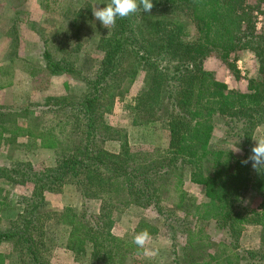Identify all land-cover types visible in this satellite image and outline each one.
Instances as JSON below:
<instances>
[{
    "label": "trees",
    "instance_id": "obj_1",
    "mask_svg": "<svg viewBox=\"0 0 264 264\" xmlns=\"http://www.w3.org/2000/svg\"><path fill=\"white\" fill-rule=\"evenodd\" d=\"M254 2L153 0L150 13L118 17L102 31L98 50L103 56L92 58L94 66L85 76L70 59V47L80 50L92 31V5L75 10L70 25L53 39L56 52L45 43L41 57L46 75L75 74L78 89L50 99L46 120L28 107H0V147L24 138L38 150L56 153L55 166L45 172L29 165L0 167L1 178L33 185L28 196L0 194V214L10 222L0 229V246H11L21 263L54 264L51 258L67 228L69 257L126 264L141 250L112 234V213L138 207L155 211L168 230L169 264H264V172L241 164L264 125V33L257 30L264 0ZM241 51H251L259 63L260 77L248 79V93L229 89L204 68L214 53L240 78L232 56ZM141 73L147 74L146 86L126 109L134 126L151 138L161 131L164 144L153 152L133 151L127 135L107 121L116 100L130 94ZM219 123L222 135L214 138ZM71 135L77 142L63 146ZM112 140L120 142L118 154L104 147ZM187 174L204 187L209 201L195 213L185 208ZM65 185L76 186L86 201H101L102 213L87 206L81 213L49 208L46 195ZM172 192L178 201L169 212L164 203ZM254 227L261 229L260 246L246 249L242 236ZM214 228L221 239L209 231ZM144 229L152 235L162 228L142 219L135 234Z\"/></svg>",
    "mask_w": 264,
    "mask_h": 264
},
{
    "label": "rangeland",
    "instance_id": "obj_2",
    "mask_svg": "<svg viewBox=\"0 0 264 264\" xmlns=\"http://www.w3.org/2000/svg\"><path fill=\"white\" fill-rule=\"evenodd\" d=\"M250 2L255 4L254 0H250ZM107 3L109 2H104L103 0H0V107L10 109L11 111H19L21 108L28 107L35 115L39 117L43 116L44 120H46L49 112H47V107L44 106L50 99L67 96L70 92L77 90V75L75 74H63L54 77H51L49 74L46 75L45 62L41 57L45 48L44 44L46 43L53 52H56L53 48L55 46L53 39L61 35V30L70 25L72 19H74L73 12L75 10L84 11L85 7L89 4L92 7L96 4V7L102 8ZM263 7L264 5L262 6V10ZM93 20L92 31L85 35L86 37L83 36L85 37L82 42L83 47L77 51L74 47H70V49L74 50L73 52L68 50L72 54V58L70 59L75 62L77 71L84 76L89 75L91 68L94 66V59L92 58L94 57L96 60H99L103 56V53L98 50V44L102 31L109 30L94 16ZM257 30L259 33H264V10L263 14L258 15ZM238 53L248 54L247 58L244 59L247 69L243 67L242 72L244 76L240 73V78L234 70L228 68L214 53L213 55H209L205 60L204 68L213 73L216 80L228 82L227 86L229 89L239 92L243 90L245 93H248V82L243 83L246 89L244 87L236 88L235 86L238 85L236 83L234 85V79L240 80L243 77L246 80L249 79L250 54L253 56V60L257 62L258 74L259 63L251 51H241ZM238 53L232 56V60L235 59ZM214 58L220 61L222 69L220 76L215 75L213 71L207 68V65L210 67V64L215 62ZM243 58L245 56H242L241 59ZM78 65L82 66L84 70L78 69ZM236 66L238 68L237 63ZM238 71L240 70L238 69ZM146 83L147 74L141 73L132 86L130 94L124 99H117L112 113L107 115L108 124L115 130H122L127 135L130 146L135 152H153L155 148L161 147L164 144V139L159 129L151 138L146 129L134 126L132 117L126 109V106L145 88ZM8 84L10 86H7ZM222 131V125L220 123L217 124L214 138H219L222 135ZM261 136H264V125L258 127L255 133V138ZM70 142L74 144L77 142L75 135L63 139L62 145L66 146ZM104 147L112 154L120 152V142L116 140L106 142ZM55 163V151L38 150L24 138L7 147H0V167L2 168H14L16 166H24L23 168H26L29 165L35 171L45 172L53 168ZM17 182L14 184L0 177V194L3 196L9 195L11 199L31 194L33 190L32 184H24L21 180ZM183 191L186 196L185 208L187 211H191V213L204 208L209 202L205 196L204 187L193 184L188 174L185 177ZM170 196L169 201L164 203V208L172 212L176 208L178 196L177 193L173 194V192ZM46 199L47 206L53 210H63L67 207H72L78 213H81L84 210V206H87L95 214L102 213V202L99 200L86 201L74 185H65L54 193H48ZM112 215V234L126 242H132L135 230L142 219L151 222L156 227L162 228L159 233L151 235L152 240L150 242L151 247L159 249V254L155 258L136 254L133 257H129L126 264H169L167 256L172 251L171 240L168 230L163 228V222L155 211L131 207L120 214L114 212ZM6 219L0 214V229L9 227L10 222ZM209 231L214 234V238L218 240L222 238L220 233L215 232V228L209 229ZM260 232L261 229L258 227L245 232L241 239L242 246L246 249H258L260 246ZM68 234L69 229H64L56 256H52L51 258L52 263L98 264L94 260H91V257L80 261L69 257L64 252ZM0 259H4V264H29L27 261L24 262V260L22 263L19 262L17 255L13 252V248L5 244L0 246Z\"/></svg>",
    "mask_w": 264,
    "mask_h": 264
},
{
    "label": "clouds",
    "instance_id": "obj_3",
    "mask_svg": "<svg viewBox=\"0 0 264 264\" xmlns=\"http://www.w3.org/2000/svg\"><path fill=\"white\" fill-rule=\"evenodd\" d=\"M95 5L92 7L93 16L108 29L116 24L118 17L123 19L141 10L150 13L154 7L153 0H110L105 7L100 8ZM253 140L255 143L250 155L241 160V164L251 163L253 171L261 173L264 172V136L253 138ZM234 151L239 152L240 149L235 148ZM151 240L150 232L144 229L133 236L132 242L141 250V254L155 258L159 254V249L150 246Z\"/></svg>",
    "mask_w": 264,
    "mask_h": 264
},
{
    "label": "crops",
    "instance_id": "obj_4",
    "mask_svg": "<svg viewBox=\"0 0 264 264\" xmlns=\"http://www.w3.org/2000/svg\"><path fill=\"white\" fill-rule=\"evenodd\" d=\"M263 10H264V7H263ZM245 56V58H243V59H241L242 58V56ZM248 54H241V53H238V55L237 56H235V61H236V63H237V65H238V69L241 71L240 73L242 74V76H244V74H243V67L244 68H246L247 69V65L246 64H244V59H246ZM253 56L250 54V73L248 74V78L249 79H254V80H257V79H259V77H258V71H257V62L255 61V60H253V58H252ZM214 61L215 62H212V64H210V67L207 65V68L209 69V70H211V71H213L214 72V74L215 75H221V65H220V61L218 60V59H216V58H214ZM222 63V62H221ZM223 64V63H222ZM224 77V76H223ZM216 78H217V76H216ZM233 78V77H232ZM218 80V79H217ZM235 81L233 82L234 83V85H235V83H236V85H238V86H235L236 88H238V87H244V89H246V86H245V84H243L244 82L246 83V82H248V80H246V79H244V77L242 78V79H240V80H236V79H234ZM218 81H223V80H218ZM223 83L224 84H226V85H228V82H226V81H223ZM241 85V86H240ZM247 89H248V85H247ZM242 92H244L243 90H241ZM245 93V92H244ZM132 132H134L133 130H132ZM188 187V186H187Z\"/></svg>",
    "mask_w": 264,
    "mask_h": 264
}]
</instances>
